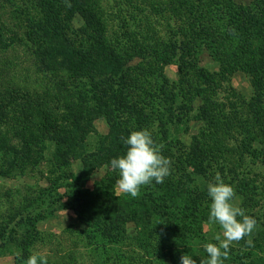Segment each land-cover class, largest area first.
Here are the masks:
<instances>
[{
  "label": "trees",
  "instance_id": "obj_1",
  "mask_svg": "<svg viewBox=\"0 0 264 264\" xmlns=\"http://www.w3.org/2000/svg\"><path fill=\"white\" fill-rule=\"evenodd\" d=\"M2 3V8H15L13 15L25 18L24 34L37 47L42 73L37 83L45 89L30 99L36 106L24 110L14 105L17 91L0 96V123L8 128L0 131V151L10 158L12 168L23 171L28 164L37 165L42 143L52 142L56 146L52 160L61 179L73 181L68 188L78 189L68 197L72 209L88 225L86 239L99 250L117 253L130 240L127 223L140 227L146 219L153 224L156 218L158 224L149 228L168 264H180L182 253L192 256L191 240L200 234L208 211L203 180L215 176L212 163L218 154H222L221 178L258 205L255 179L247 176L257 171L254 166H264V0L249 6L234 0ZM76 16L84 20L81 30L72 26ZM3 18L0 13L1 53L23 44ZM202 50L211 53L220 72L209 73L199 66ZM172 63L180 73L176 82L165 75ZM237 70L251 81L249 100L225 86ZM196 110L192 119L204 122L209 131L203 130L197 148L189 150L171 139L170 132L188 124ZM103 118L109 134L90 152L87 136L94 122ZM138 129L154 130L155 143L171 161L170 175L163 183L152 182L144 197H120L118 172L109 161L124 152L122 137ZM11 131L24 137L22 147L10 144ZM79 161L80 175L70 176L66 164ZM101 167L107 175L91 192L88 175ZM92 203L110 213L92 217L88 212ZM247 250L238 257L229 251L224 264H264V235ZM194 255L197 264L207 258L205 251ZM115 260L122 263L119 254Z\"/></svg>",
  "mask_w": 264,
  "mask_h": 264
},
{
  "label": "rangeland",
  "instance_id": "obj_2",
  "mask_svg": "<svg viewBox=\"0 0 264 264\" xmlns=\"http://www.w3.org/2000/svg\"><path fill=\"white\" fill-rule=\"evenodd\" d=\"M253 1L234 0L235 3L243 6L251 5ZM17 4L25 6L27 3L26 0H17ZM3 5L0 0V13H4L3 20L12 31L16 32L17 37L22 39L23 44L16 43L15 48L0 52V96L10 90L17 91L14 105H17L20 110H24L28 105L33 108L36 105L30 99L35 98L36 93H41L45 89L42 86L44 84L37 83L42 74L39 72V61L34 52L37 47L24 34L25 18L19 19L18 15H13L15 8L9 9L8 5L2 8ZM17 23L16 28L14 24ZM72 26L74 30L83 29L85 27L83 18L74 17ZM198 59L199 66L205 71L220 72V66L210 52L202 50ZM165 75L173 82L178 81L180 73L177 64L172 63L166 66ZM225 86L236 96L246 100L253 95L249 77L238 70L229 76ZM223 96V91H220L221 100ZM0 105H3L1 98ZM195 105L199 110L200 101H197ZM197 110L191 114V119L187 120L188 124H183L177 130L170 132L171 139L180 140L189 150L197 148L198 141L203 139V130L209 131L204 122L192 119ZM11 114L6 116L10 117ZM21 117H18V120ZM7 129L0 123V131ZM109 129L105 118L94 122L92 132L86 140L88 151L96 149L100 141L109 134ZM9 135L11 145L17 144L22 147L21 140L24 138L22 135L15 134V131H11ZM51 143L49 141L42 143V153L39 155L37 165L28 164L25 168H21L23 171L17 167L12 168L10 158L0 151V264H21V258H27L32 251H39L46 255L48 264H168V258L163 255L160 248L158 249V239L155 242L153 228H149L158 224L156 218L153 224L151 221L148 223L146 219L144 223H140V227L132 222L127 223L125 229L130 240L126 243V247L118 249L117 253L103 252L86 239L88 225L79 219L68 198L70 195L74 196L78 189L68 188L73 181L61 179L62 173L56 169L52 160L56 146ZM41 157H43L42 160ZM214 158L212 164L215 163L216 174L221 175L222 154ZM66 166L70 176L80 175L82 166L80 161L70 162ZM254 169L257 171L253 170L247 178L255 179L254 186L257 194H260V198L255 200L258 205L254 203L252 197L248 200L246 195L235 190V203L245 210L246 215L256 220L254 230L244 239L230 246L229 251H232L236 257L247 254L249 252L247 247L253 245L255 239H261L264 235V166L263 168L254 166ZM256 174H258L257 177H255ZM106 175L105 167L93 171L88 175L87 188L93 192L96 184L101 183ZM209 181L203 180L204 187ZM149 186L150 184L142 186L137 196L144 197L149 191ZM116 193L120 197L125 195L117 186ZM260 199H262L261 202H259ZM88 212L92 217L103 215L102 218H105V215L110 213V209L105 208L102 213L96 203H92ZM218 232V226L208 221V211H206L200 225V234L191 240L192 253L199 255L204 251V244L215 243L213 237ZM28 244L30 245L26 247ZM117 254L121 256L122 263L115 260Z\"/></svg>",
  "mask_w": 264,
  "mask_h": 264
},
{
  "label": "clouds",
  "instance_id": "obj_3",
  "mask_svg": "<svg viewBox=\"0 0 264 264\" xmlns=\"http://www.w3.org/2000/svg\"><path fill=\"white\" fill-rule=\"evenodd\" d=\"M122 140L124 152L109 161L110 167L118 172L119 191L136 197L141 186L163 183L170 175L171 161L162 155L152 133L148 129L133 130ZM206 191L208 221L217 225L219 232L213 237L215 243L203 245L207 258L200 264H224L230 246L248 236L256 227V220L235 203L234 187L218 173L207 183ZM21 264H48V259L41 252L32 251L27 258H21ZM180 264H197V261L189 253H182Z\"/></svg>",
  "mask_w": 264,
  "mask_h": 264
}]
</instances>
